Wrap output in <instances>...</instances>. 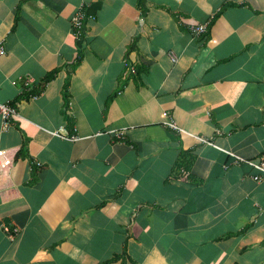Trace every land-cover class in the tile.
I'll list each match as a JSON object with an SVG mask.
<instances>
[{
    "label": "crops",
    "instance_id": "1",
    "mask_svg": "<svg viewBox=\"0 0 264 264\" xmlns=\"http://www.w3.org/2000/svg\"><path fill=\"white\" fill-rule=\"evenodd\" d=\"M0 48V264H264V0H0Z\"/></svg>",
    "mask_w": 264,
    "mask_h": 264
},
{
    "label": "built area",
    "instance_id": "2",
    "mask_svg": "<svg viewBox=\"0 0 264 264\" xmlns=\"http://www.w3.org/2000/svg\"><path fill=\"white\" fill-rule=\"evenodd\" d=\"M84 21H85V15L83 13H79L76 17L73 18L72 20V26L74 31L77 33L78 36L81 35L83 27H84ZM189 30L191 34H194L195 36L200 35L206 31V25L205 24H200V25H190ZM3 49L0 48V55H2ZM126 71L134 72V67L133 66H127ZM0 114L4 120V125H10V118L11 116L15 115V108L13 107L12 104H0ZM169 128L172 129H178L177 125L174 122H167L166 124ZM115 136L117 138L121 137V132H114ZM56 135L58 137H62L63 135L61 132H56ZM65 139L73 141L77 140V137L75 135H72L70 137L64 135L63 136ZM200 141L210 144L208 140L204 138H200ZM13 160L12 157L7 155L6 151L0 150V168H6L12 165ZM249 165L252 167L257 168L259 171L264 173V158L258 161L257 163L253 161H247ZM259 176H255L254 180H258Z\"/></svg>",
    "mask_w": 264,
    "mask_h": 264
},
{
    "label": "trees",
    "instance_id": "3",
    "mask_svg": "<svg viewBox=\"0 0 264 264\" xmlns=\"http://www.w3.org/2000/svg\"><path fill=\"white\" fill-rule=\"evenodd\" d=\"M54 76H55V72H53V73H49V74H47L46 76H45V78L43 79V81H42V85L37 89V90H30V92L28 91L27 93L29 94L28 95V97L30 96H32V97H34V96H36V95H38L42 90H43V87L48 83V82H50L53 78H54ZM68 86H69V79H67L66 80V82H65V86H64V97H65V101H66V106L67 105H69L68 104V95H67V92H68ZM25 92L27 91V90H24ZM23 91V92H24ZM23 96H24V93H23ZM22 97H18L17 99L18 100H20Z\"/></svg>",
    "mask_w": 264,
    "mask_h": 264
}]
</instances>
